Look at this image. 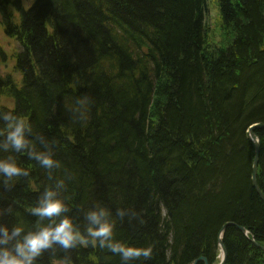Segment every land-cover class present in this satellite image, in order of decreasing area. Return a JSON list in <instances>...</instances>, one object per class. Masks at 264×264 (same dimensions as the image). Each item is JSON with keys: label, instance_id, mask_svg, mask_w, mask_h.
<instances>
[{"label": "trees", "instance_id": "16d2710c", "mask_svg": "<svg viewBox=\"0 0 264 264\" xmlns=\"http://www.w3.org/2000/svg\"><path fill=\"white\" fill-rule=\"evenodd\" d=\"M208 1L31 0L20 11L19 0H0V28L17 44L11 72L0 75V109L27 117L60 164L49 175L18 154L30 176L8 187L0 179V208L13 213L4 220L31 227L39 194L63 178L72 215L83 223L81 210L110 208L117 239L153 247L144 264H214L220 235L224 264H264L248 135L264 124V0H214L210 24ZM253 134L264 196V128ZM121 208L135 215L121 220ZM69 255L73 264H121L95 245L56 246L39 264Z\"/></svg>", "mask_w": 264, "mask_h": 264}, {"label": "clouds", "instance_id": "9594fccd", "mask_svg": "<svg viewBox=\"0 0 264 264\" xmlns=\"http://www.w3.org/2000/svg\"><path fill=\"white\" fill-rule=\"evenodd\" d=\"M76 103L79 105L83 101L77 100ZM71 111L76 115L79 108H72ZM0 121L6 129L0 134V153H6L0 155V179L6 187L16 178L30 176V170L18 162V154H25L28 159L36 161L48 170L49 175L60 166L52 146L44 135L33 132L27 117L13 110L0 109ZM65 188L63 178L43 188L36 204L30 209V215L36 218L31 227L19 221L8 223L3 217L13 214L12 206L0 208V264H39L43 254L56 246L68 252L95 245L118 254L121 264H144L151 259V245L140 246L116 238V225L111 218L113 213L107 206L95 204L81 210L83 223H80L61 196ZM115 215L123 220L135 213L121 208L116 210ZM60 264H73L71 256Z\"/></svg>", "mask_w": 264, "mask_h": 264}, {"label": "rangeland", "instance_id": "374dc122", "mask_svg": "<svg viewBox=\"0 0 264 264\" xmlns=\"http://www.w3.org/2000/svg\"><path fill=\"white\" fill-rule=\"evenodd\" d=\"M19 2H20V5H19L20 11L21 9H24V10L28 9L32 4L31 0H19ZM207 7L209 11H207V14H206V21L207 23L210 24L214 17V13L216 14V7L214 4V0H209L207 3ZM10 10H13L18 18L21 17L22 14L19 13V10L16 7L11 5ZM1 17L2 16H0V21H1ZM16 47H17L16 42L13 39L6 36L0 28V75L1 76H5L6 73L11 72L13 65H14V60L12 59V56H13V53ZM19 79H20V76H17L16 80L19 81ZM1 103L3 105H8L9 107H12L13 105L12 104L13 102H10V100L6 97L1 98ZM218 247H219V250H218L217 255H218V262H220L221 252H220L219 245Z\"/></svg>", "mask_w": 264, "mask_h": 264}, {"label": "water", "instance_id": "95a60500", "mask_svg": "<svg viewBox=\"0 0 264 264\" xmlns=\"http://www.w3.org/2000/svg\"><path fill=\"white\" fill-rule=\"evenodd\" d=\"M263 128H264V124L254 125L248 130V135H249L250 140L253 142L254 148H255V151H254L255 156H254V161H253V165H252V183H253V186H254L257 194L259 195L261 200L264 202V196L262 195V193H261V191H260V189L256 183V171H257V166H258L260 145H259V141L254 137V134H253L254 130L263 129ZM225 228H226V226H223L221 228V232H223L225 230ZM237 228L240 232H242L244 235H246V231L244 230V228H242V227H237ZM221 239H222V236L220 235L218 238V245L220 246L221 259H220V262L214 263V264H224L225 260H226V250L222 244ZM251 242H253V241L251 240ZM261 249L264 250V248H261ZM199 263L209 264L208 261L204 257H200V258L192 261L190 264H199Z\"/></svg>", "mask_w": 264, "mask_h": 264}]
</instances>
